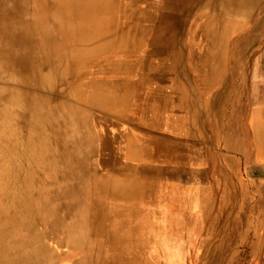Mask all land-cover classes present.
<instances>
[{
	"label": "bare ground",
	"instance_id": "bare-ground-1",
	"mask_svg": "<svg viewBox=\"0 0 264 264\" xmlns=\"http://www.w3.org/2000/svg\"><path fill=\"white\" fill-rule=\"evenodd\" d=\"M194 1L0 0V264H159L167 167L149 184L124 123L142 97L129 61L146 47L163 65L154 20L185 12L178 51L193 62L203 50L202 65L223 52L215 33L241 31L264 4Z\"/></svg>",
	"mask_w": 264,
	"mask_h": 264
},
{
	"label": "rangeland",
	"instance_id": "rangeland-1",
	"mask_svg": "<svg viewBox=\"0 0 264 264\" xmlns=\"http://www.w3.org/2000/svg\"><path fill=\"white\" fill-rule=\"evenodd\" d=\"M201 2L194 1V8ZM174 14L161 27L160 18H155L148 39L154 41L155 48H168L165 70H171L172 65L183 70L185 63L199 65L203 50H197L194 63L188 61L184 44L178 51V35L184 36L185 12ZM250 21L241 31L231 26L223 30V36L215 33L212 39L216 44L223 39V52L209 49L201 64L220 65L205 68L216 72L205 74L202 82L190 74L189 82L184 84L181 73L176 72L166 73L170 79L173 76V89L166 78L158 81L159 60L146 47L129 61L138 79L136 100L141 93L143 98L140 96L138 108L124 123L140 138L138 155L141 164L150 166L149 184H156L157 175H162L161 166L168 165L164 180L159 178L163 184L157 183L164 190L162 208L157 210L159 216L153 215L162 230L161 246H153L159 264H264V4L254 11ZM210 45L208 40L205 46L208 49ZM147 75L153 79H146ZM161 91L170 95V99L163 98L168 104L188 100L189 113L177 119L179 135L165 127L162 138L151 128L156 127L148 118L151 114L142 113L148 107V96L155 102ZM90 92L89 86L81 98L92 108L86 100ZM144 126L151 129L142 130ZM162 139L173 143L170 152L174 157L166 153L168 145L157 156L143 152L146 140ZM166 159L167 163L158 162ZM152 205L154 208L156 202Z\"/></svg>",
	"mask_w": 264,
	"mask_h": 264
},
{
	"label": "crops",
	"instance_id": "crops-1",
	"mask_svg": "<svg viewBox=\"0 0 264 264\" xmlns=\"http://www.w3.org/2000/svg\"><path fill=\"white\" fill-rule=\"evenodd\" d=\"M220 65V64H218ZM217 65V66H218ZM216 66V64H212V65H194L193 68L191 70H189L188 74H184L183 75V70L181 71V66H176V65H172L170 66V69H167L165 70V67L164 65H158V68H157V65H156V68L158 69L157 72H160V74H163L161 76H159V79L158 81H160V78L161 80H164L165 78L169 81L170 83V86H171V89H173V76L171 75V79H170V76L166 75V73L168 74H171V73H181V79L184 80V84H186V82H189L188 79H190V74H192V77L194 79H197V80H200V82H202L206 76L205 74L207 75L208 72H212V73H215L216 71H213L212 69L211 70H208V72L206 71L207 67H214ZM180 67V68H179ZM206 68V69H205ZM160 69V70H159ZM180 69V71H179ZM202 70L204 71V74H200V72H202ZM193 72V73H192ZM213 75V74H211ZM175 88V87H174ZM178 88H176L177 90ZM143 98V97H141ZM163 98H167V99H170V95L165 94L161 91L158 93V97H157V100L155 99V102H153V97L152 96H148V98L146 99V101L148 102V107L147 109H142V113H145V115L147 114H151L148 116V118L150 119V121H152L153 124L156 125V127H151L152 130H156L158 132V134L162 137L164 135L163 131H164V128L166 127V130L167 131H170L171 133H176L179 135L178 133V126H177V122H178V118H180L181 115H186V113L188 114L189 113V104H188V100L187 99H184L182 100L183 103L182 104H179V103H172V104H168L167 103V100H164ZM185 104V105H184ZM181 107H180V106ZM156 107V108H155ZM153 110V113H152V110ZM133 110H136V108H134ZM131 112L132 110L129 112V115L131 116ZM156 114L154 118H150V116H152V114ZM129 116H125V118H128ZM152 119V120H151ZM158 123V124H157ZM160 123V124H159ZM163 123V124H162ZM151 124V123H150ZM162 124V125H161ZM178 127V128H177ZM149 126H144L142 128V130H150L151 129ZM171 133H166L167 135H172ZM163 138V137H162ZM167 140H170V139H167ZM146 144L145 146L142 145V148H143V152H146V153H151L154 155L157 156V154L159 152H161L162 148L164 145H168L167 146V152H170L173 148V143H170L168 141H164L163 139L162 140H159V141H151V140H146ZM150 146H149V145ZM155 145V146H154ZM153 146H154V149H153ZM160 146V149H157L156 147H159ZM163 151V150H162ZM165 151V150H164ZM168 158V157H167ZM167 160H162V162L158 161L159 163H164L163 161H165L167 163ZM169 162V161H168ZM144 165V164H142ZM146 167H150L148 165H144ZM162 167H168V165H162L161 166V169Z\"/></svg>",
	"mask_w": 264,
	"mask_h": 264
}]
</instances>
